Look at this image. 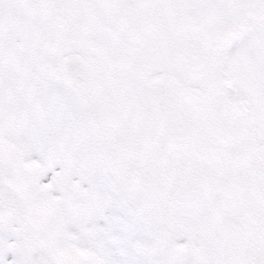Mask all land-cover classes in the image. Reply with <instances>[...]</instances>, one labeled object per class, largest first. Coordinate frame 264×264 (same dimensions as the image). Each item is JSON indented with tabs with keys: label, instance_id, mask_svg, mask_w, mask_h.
Wrapping results in <instances>:
<instances>
[{
	"label": "snow or ice",
	"instance_id": "6c2138e0",
	"mask_svg": "<svg viewBox=\"0 0 264 264\" xmlns=\"http://www.w3.org/2000/svg\"><path fill=\"white\" fill-rule=\"evenodd\" d=\"M0 264H264V0H0Z\"/></svg>",
	"mask_w": 264,
	"mask_h": 264
}]
</instances>
